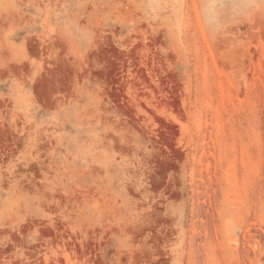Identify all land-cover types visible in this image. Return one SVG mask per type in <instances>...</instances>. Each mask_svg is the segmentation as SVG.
Listing matches in <instances>:
<instances>
[{
  "label": "rangeland",
  "instance_id": "rangeland-1",
  "mask_svg": "<svg viewBox=\"0 0 264 264\" xmlns=\"http://www.w3.org/2000/svg\"><path fill=\"white\" fill-rule=\"evenodd\" d=\"M0 264H264V0H0Z\"/></svg>",
  "mask_w": 264,
  "mask_h": 264
}]
</instances>
